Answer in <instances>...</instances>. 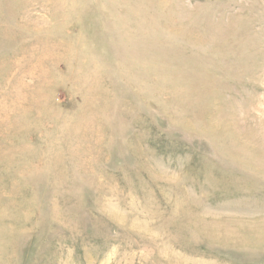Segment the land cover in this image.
<instances>
[{"label": "rangeland", "instance_id": "obj_1", "mask_svg": "<svg viewBox=\"0 0 264 264\" xmlns=\"http://www.w3.org/2000/svg\"><path fill=\"white\" fill-rule=\"evenodd\" d=\"M0 264H264V0H0Z\"/></svg>", "mask_w": 264, "mask_h": 264}]
</instances>
